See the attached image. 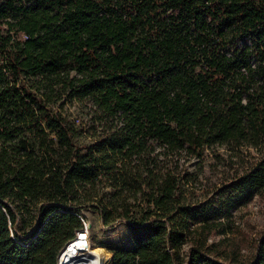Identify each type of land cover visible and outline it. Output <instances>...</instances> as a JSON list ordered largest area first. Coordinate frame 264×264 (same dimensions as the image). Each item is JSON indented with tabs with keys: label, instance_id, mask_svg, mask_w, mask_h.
<instances>
[{
	"label": "trees",
	"instance_id": "trees-1",
	"mask_svg": "<svg viewBox=\"0 0 264 264\" xmlns=\"http://www.w3.org/2000/svg\"><path fill=\"white\" fill-rule=\"evenodd\" d=\"M221 147L254 160L198 198ZM263 193L264 0H0V264H57L85 210L126 222L110 264H236L208 240Z\"/></svg>",
	"mask_w": 264,
	"mask_h": 264
},
{
	"label": "rangeland",
	"instance_id": "rangeland-1",
	"mask_svg": "<svg viewBox=\"0 0 264 264\" xmlns=\"http://www.w3.org/2000/svg\"><path fill=\"white\" fill-rule=\"evenodd\" d=\"M38 93H47L40 80L36 83ZM71 117L80 119L81 108L77 104H69L65 107ZM239 156L227 155L225 148L218 151L222 155L221 161L213 157V152L206 150L199 159L189 162L188 170L194 180L193 193L198 198L209 195L222 182L232 180L240 175L254 160L255 151L242 148ZM230 156V158H229ZM214 195V194H213ZM85 221L88 230L87 241L99 250L104 256L106 264L111 262V248H129L131 241L128 237V229L125 221H116L111 226L103 225L94 210H85ZM35 221H24L21 227L22 233L30 232ZM224 233H213L209 242L220 243L218 251H222L225 259L234 258L236 264H249L256 250V243L264 233V193L256 195L246 205L233 211L232 217L225 221ZM184 247V251L186 250ZM101 254V255H102Z\"/></svg>",
	"mask_w": 264,
	"mask_h": 264
},
{
	"label": "bare ground",
	"instance_id": "bare-ground-1",
	"mask_svg": "<svg viewBox=\"0 0 264 264\" xmlns=\"http://www.w3.org/2000/svg\"><path fill=\"white\" fill-rule=\"evenodd\" d=\"M98 251L88 241L75 237L61 251L58 264H106L103 254Z\"/></svg>",
	"mask_w": 264,
	"mask_h": 264
},
{
	"label": "built area",
	"instance_id": "built-area-1",
	"mask_svg": "<svg viewBox=\"0 0 264 264\" xmlns=\"http://www.w3.org/2000/svg\"><path fill=\"white\" fill-rule=\"evenodd\" d=\"M87 234H88V230H87V226H86V223H85V227L83 229L77 231L75 237H79V238L81 237L84 241L85 240L87 241ZM84 243L85 242H83V244ZM58 261H59V258H58Z\"/></svg>",
	"mask_w": 264,
	"mask_h": 264
},
{
	"label": "water",
	"instance_id": "water-1",
	"mask_svg": "<svg viewBox=\"0 0 264 264\" xmlns=\"http://www.w3.org/2000/svg\"><path fill=\"white\" fill-rule=\"evenodd\" d=\"M58 258H59V256H58ZM57 264H58V261H57Z\"/></svg>",
	"mask_w": 264,
	"mask_h": 264
}]
</instances>
